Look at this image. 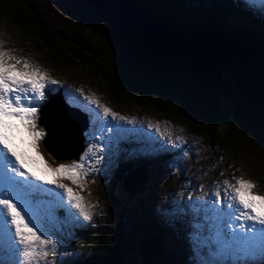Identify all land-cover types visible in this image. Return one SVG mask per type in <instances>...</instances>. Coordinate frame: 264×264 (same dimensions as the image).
I'll use <instances>...</instances> for the list:
<instances>
[{
  "label": "trees",
  "instance_id": "trees-1",
  "mask_svg": "<svg viewBox=\"0 0 264 264\" xmlns=\"http://www.w3.org/2000/svg\"><path fill=\"white\" fill-rule=\"evenodd\" d=\"M67 1L73 21L70 33L50 28L40 0H0V16L6 14L30 38L65 41L69 50L47 47L54 62V56L59 57V67L63 59L88 60L87 64L95 60L99 67L105 63L114 98L127 96L132 104L178 119L204 134L208 144L232 150L236 158L241 146L264 148V15L249 0H136L143 15L162 31L188 43L199 42L219 60L227 59L228 67L221 69L161 48H139L90 1ZM164 159L150 162L149 168ZM132 167L127 165L119 175L124 189H129L125 175ZM136 228L141 237L136 233L117 241L101 229L78 264H124L133 245L139 246L143 264H189L184 259L185 232L178 229L179 255L168 247L165 230L156 224ZM93 231L80 228L76 234L92 239Z\"/></svg>",
  "mask_w": 264,
  "mask_h": 264
},
{
  "label": "rangeland",
  "instance_id": "rangeland-1",
  "mask_svg": "<svg viewBox=\"0 0 264 264\" xmlns=\"http://www.w3.org/2000/svg\"><path fill=\"white\" fill-rule=\"evenodd\" d=\"M40 1L50 28L53 31L62 29L70 33L73 21L69 14L68 1ZM251 1L258 6L262 5L258 0ZM53 46H57L59 50L65 47L69 50L66 42L58 38H51L47 42L30 38L6 14L0 16V47L8 50L11 55L39 66L50 78L60 81V84L48 85L47 90L64 89L66 100L70 102L67 93L82 88L86 94H95L101 104L113 111L128 117H137L139 123L125 124L124 128L129 131L112 134L114 142L111 151L106 150L101 154L100 163L89 172L83 191L70 181H62L73 187L74 191L80 192L85 203L95 207L91 210L92 219L88 221L82 217L78 221L68 220L67 211L57 209V220L50 227L53 238L60 243L49 257V264H78L85 255L89 241H95V235L104 228L114 241L119 238L127 240L136 233L141 237L142 234L137 231L136 226L142 223L148 226L154 223L165 230V242L179 255L182 251V239L178 229L183 234L185 232L188 245L184 259L189 264H227L225 258L229 254L232 258L235 256V246L224 233L222 222L212 220V213L204 205L212 202L211 194L216 190L215 183H222L225 179L231 181L233 174L253 181L257 185L253 192L264 196V148L260 145L249 146L250 148L241 146L236 158L232 150H223L218 145L208 144L204 134L193 131L178 119L132 104L127 96L114 98L113 84L105 72V63L99 67L95 60L87 64L88 60L82 63L63 59V65L59 67V57L54 56V62L47 55V47L52 49ZM148 120L170 122L173 139L180 136L183 140L177 142L176 146L166 143L154 129L147 127ZM38 128L43 127L38 123ZM90 128L91 125L85 131L86 144ZM163 130L162 123L161 131ZM41 141L38 144L39 153L52 166L74 162L56 161L42 146ZM32 155L35 156V153ZM163 156L164 160H159L161 162L148 168L144 183L143 175L130 178L131 186L138 188L131 190L122 187L123 179L120 180L119 175L124 167L129 164L133 166V170L142 165L149 167L150 162L153 163L152 161ZM37 162L42 167L39 157ZM206 216L209 217L208 220H205ZM239 223L233 221L235 225ZM246 223L251 226L253 222ZM88 227L94 230L92 239L85 240L77 236L78 229ZM256 227L259 229L261 226ZM217 228L222 232L220 239L216 237ZM237 231L241 230L237 228ZM239 257L244 259L241 264H264V252L259 250ZM143 263L139 246H131L124 264Z\"/></svg>",
  "mask_w": 264,
  "mask_h": 264
},
{
  "label": "snow or ice",
  "instance_id": "snow-or-ice-1",
  "mask_svg": "<svg viewBox=\"0 0 264 264\" xmlns=\"http://www.w3.org/2000/svg\"><path fill=\"white\" fill-rule=\"evenodd\" d=\"M57 84L60 81L50 78L39 66L0 47V264H49V257L60 243L53 238L50 227L57 220V209H65L68 220L78 221L82 217L88 221L95 207L85 203L80 192L62 181H70L83 191L89 172L100 163L101 154L111 151L112 134L129 131L125 124L139 123L137 117L121 115L101 104L95 94L77 88L67 95L89 116L87 146L77 161L52 166L38 150L39 142L46 136L45 129L38 128V120L39 105L46 99L48 85ZM147 127L174 146L183 140L180 136L173 139L170 122L148 120ZM37 157L42 167L38 166ZM214 187L212 202L204 207L214 221L227 218L225 224L235 246L234 254L264 252V196L253 192L257 185L233 174L231 181L216 182ZM208 219L206 216L205 220ZM231 221L240 223L234 226ZM248 221L253 222L251 226ZM216 237H222L219 228Z\"/></svg>",
  "mask_w": 264,
  "mask_h": 264
},
{
  "label": "water",
  "instance_id": "water-1",
  "mask_svg": "<svg viewBox=\"0 0 264 264\" xmlns=\"http://www.w3.org/2000/svg\"><path fill=\"white\" fill-rule=\"evenodd\" d=\"M88 1L104 13L120 33L135 41L139 48L149 51H157L161 48L165 51L168 50L167 52L182 54L193 61L197 59L205 66L211 65L218 69L227 66L224 64L227 59L219 60L216 54H210L203 49L199 42L188 43L172 32L162 31L158 24L151 22L143 15L136 0ZM162 45L170 47L162 48ZM39 114V122L47 131L42 140L43 147L57 161H77L87 146L85 131L90 127L88 114L80 108L70 105L66 101L62 89L49 96L46 102L40 106ZM148 168L147 165H142L135 170L131 169L125 175V186L131 190L138 188L131 186L130 178L134 175H143L144 183L147 180Z\"/></svg>",
  "mask_w": 264,
  "mask_h": 264
}]
</instances>
